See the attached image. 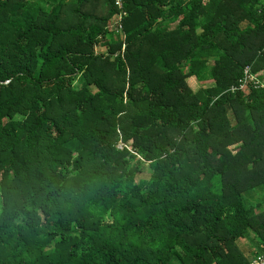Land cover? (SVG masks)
Returning <instances> with one entry per match:
<instances>
[{
  "label": "trees",
  "instance_id": "1",
  "mask_svg": "<svg viewBox=\"0 0 264 264\" xmlns=\"http://www.w3.org/2000/svg\"><path fill=\"white\" fill-rule=\"evenodd\" d=\"M246 67L264 0H0V264L264 254V88L230 90Z\"/></svg>",
  "mask_w": 264,
  "mask_h": 264
},
{
  "label": "built area",
  "instance_id": "2",
  "mask_svg": "<svg viewBox=\"0 0 264 264\" xmlns=\"http://www.w3.org/2000/svg\"><path fill=\"white\" fill-rule=\"evenodd\" d=\"M114 1L118 7H123V0ZM250 84H252L255 88H263L261 80L258 79L256 74L251 72L250 67H247L244 70V76L239 80L238 84L233 85L230 90H247ZM251 264H264V254L256 256Z\"/></svg>",
  "mask_w": 264,
  "mask_h": 264
},
{
  "label": "rangeland",
  "instance_id": "3",
  "mask_svg": "<svg viewBox=\"0 0 264 264\" xmlns=\"http://www.w3.org/2000/svg\"><path fill=\"white\" fill-rule=\"evenodd\" d=\"M97 8V9H99V10H101L102 11V6H101V3L99 2V1H95V4L94 5H91L90 4V10H91V8L93 9V8ZM106 50V48L105 47H97V51H105ZM255 74H256V76L258 77V79H260L261 80V83H262V86H263V88H264V68L263 69H261V70H259V71H257V72H255ZM188 83H189V85L191 86V88L193 89V90H198L199 88H200V83L199 82H197V80H196V82L194 81V79H188ZM122 142L120 141V143H119V146L121 147L122 146ZM259 196V193H257V194H255L254 195V198H257ZM257 211H259V213L260 212H263L264 211V206H260L259 208H257Z\"/></svg>",
  "mask_w": 264,
  "mask_h": 264
},
{
  "label": "crops",
  "instance_id": "4",
  "mask_svg": "<svg viewBox=\"0 0 264 264\" xmlns=\"http://www.w3.org/2000/svg\"><path fill=\"white\" fill-rule=\"evenodd\" d=\"M191 79H194V81L196 82V78L195 77H191ZM198 82V81H197Z\"/></svg>",
  "mask_w": 264,
  "mask_h": 264
},
{
  "label": "bare ground",
  "instance_id": "5",
  "mask_svg": "<svg viewBox=\"0 0 264 264\" xmlns=\"http://www.w3.org/2000/svg\"><path fill=\"white\" fill-rule=\"evenodd\" d=\"M246 68H247V67H246ZM246 68H245V69H246Z\"/></svg>",
  "mask_w": 264,
  "mask_h": 264
}]
</instances>
